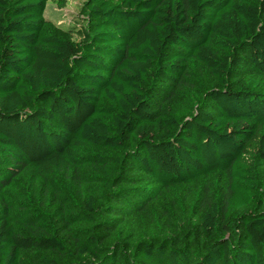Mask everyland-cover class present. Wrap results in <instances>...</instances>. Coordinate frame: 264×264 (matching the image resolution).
<instances>
[{
	"label": "trees",
	"instance_id": "obj_1",
	"mask_svg": "<svg viewBox=\"0 0 264 264\" xmlns=\"http://www.w3.org/2000/svg\"><path fill=\"white\" fill-rule=\"evenodd\" d=\"M0 0V264H264V0Z\"/></svg>",
	"mask_w": 264,
	"mask_h": 264
},
{
	"label": "rangeland",
	"instance_id": "obj_2",
	"mask_svg": "<svg viewBox=\"0 0 264 264\" xmlns=\"http://www.w3.org/2000/svg\"><path fill=\"white\" fill-rule=\"evenodd\" d=\"M83 0H67L64 7L49 3L45 9V17L58 25L69 26L82 18L80 7Z\"/></svg>",
	"mask_w": 264,
	"mask_h": 264
}]
</instances>
